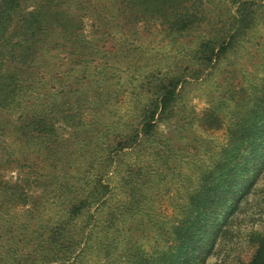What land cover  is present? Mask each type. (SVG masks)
<instances>
[{"label": "trees", "instance_id": "trees-1", "mask_svg": "<svg viewBox=\"0 0 264 264\" xmlns=\"http://www.w3.org/2000/svg\"><path fill=\"white\" fill-rule=\"evenodd\" d=\"M263 7L264 0H1L0 264H76L92 249L107 251L113 264H205L252 174L264 164V78L251 80L247 88L231 84L226 91L235 118L227 142L212 166L199 173L173 223L157 218L150 193L163 169L147 167L138 156L121 185L125 197L109 205L111 186L104 178L125 148L149 142L174 116V104L182 97L180 70L190 65L151 89L152 97L135 105L127 121L119 116L101 120L100 109L109 98L98 86L120 70L114 60L141 47L136 39L141 23L189 38L194 44L189 55L197 65L190 72L197 75L236 50ZM85 82L88 91L101 96L89 101L96 106L83 119L86 99L79 92ZM85 141L106 149V156L102 161L92 150L96 155L87 157V164L99 158V167L93 177V168L89 171L90 184L79 191L66 177L71 166L81 164L82 152L91 151ZM72 145L76 155L61 160ZM163 164L169 165L166 156ZM11 166L24 169L23 177L7 180L1 171ZM62 172L64 215L52 226L40 217L45 195L34 197L31 191L42 186L44 177L58 179ZM94 206V214L89 211L84 219ZM16 209L19 217L10 215ZM168 223L165 248L155 244L147 250L140 244L152 226L162 230ZM249 264H264V236Z\"/></svg>", "mask_w": 264, "mask_h": 264}, {"label": "rangeland", "instance_id": "rangeland-1", "mask_svg": "<svg viewBox=\"0 0 264 264\" xmlns=\"http://www.w3.org/2000/svg\"><path fill=\"white\" fill-rule=\"evenodd\" d=\"M261 11L257 24L246 32L236 50L227 51L217 67L200 68L197 75L190 72V69L197 65H192L195 60L189 55L194 47V44L188 42L189 38H177L159 28L148 27L143 23L139 25L136 39L141 47L129 57L120 55L114 60L118 61L114 64L119 67L116 69L120 70L113 73V79L99 82L98 87L101 90H97L104 91L103 96L109 98L104 105L106 108L100 109L101 120L110 122L114 118L118 119L119 116L127 121L135 105L141 102L146 103L152 97L151 89L165 83L169 77L177 75L179 67L190 66L186 71L180 70L184 79L178 85L177 92L181 91L182 97L174 104V116L169 122L159 126V133L149 142L135 143L134 149L125 148L126 153L118 155L116 161L110 165L108 174L104 178L105 183L111 186L107 205L113 202L111 201L113 198L117 201L125 197L121 191V185H123L124 177L128 176L129 167L138 161L139 156L140 161L147 167L153 165L152 167L159 172L163 169V173L160 172L161 179L159 178L150 189L153 203L158 208L157 218L167 223L181 215L180 206L188 202L187 193L197 186L199 173L212 166L214 160L217 159L220 146L227 142V130L235 118L232 115L234 101L227 99L226 91L233 87L231 84H240L247 88L251 80L261 82L264 78V7ZM91 22V19L87 20L86 32L91 30ZM96 62L102 61L97 60ZM78 67L75 66V68ZM86 83L88 82L81 85L79 92L83 99H86L82 107L83 119L89 116L92 113V107L96 106V104L90 105L89 101L101 96L88 91ZM81 127L83 128L84 125ZM100 128L101 123L99 131H101ZM120 132L123 131L120 130ZM69 134L70 131L67 132V135ZM67 138L73 141V138L69 136ZM85 143L91 147V151L82 152L81 164L71 166L70 177H66L70 183H74L76 188L79 187V191L81 186L86 187L90 184L89 171L93 168L91 171V177H93V172L99 167V158L90 167L87 161L92 155H96H94L96 151L102 161L106 156V149H98L95 144H89L88 141ZM73 145L70 150L66 149L64 154L59 155L61 160L76 155L77 152L74 151L76 145L75 148ZM156 147L160 149L158 154L155 152ZM93 149L96 151H92ZM72 151L74 152L71 153ZM165 156L168 158V166L163 164ZM106 162L108 163L109 159H106ZM100 168L103 169V166ZM23 171L24 169L11 166L1 172L7 180L14 182L23 177ZM44 178L46 181L42 186L39 189H33L31 194L34 197L45 195L40 217H43L45 223L46 221L51 222L53 226L54 222L64 215V207L61 204H63L65 194L60 186L63 172L60 173L58 179L48 176ZM45 184L47 186H44ZM94 208L95 206L85 212L84 219L87 218V214H90L89 211L94 214ZM10 213L12 216L19 217L17 209L15 215L12 211ZM169 223L162 230L157 226H152L144 238L140 236V244L147 250L155 244H158L160 248H165L169 243L167 241ZM80 224L79 221L77 226ZM3 226V222H0V229ZM263 236L264 164L252 174L249 188L239 198L234 212L218 234L214 248L205 264H249ZM111 257L105 250L92 249L87 250L76 264H113L110 263ZM121 263L124 264L119 260L118 264Z\"/></svg>", "mask_w": 264, "mask_h": 264}]
</instances>
